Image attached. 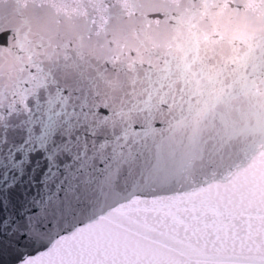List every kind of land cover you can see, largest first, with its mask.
I'll return each mask as SVG.
<instances>
[{
	"label": "snow or ice",
	"instance_id": "obj_1",
	"mask_svg": "<svg viewBox=\"0 0 264 264\" xmlns=\"http://www.w3.org/2000/svg\"><path fill=\"white\" fill-rule=\"evenodd\" d=\"M0 264H264V0H0Z\"/></svg>",
	"mask_w": 264,
	"mask_h": 264
}]
</instances>
